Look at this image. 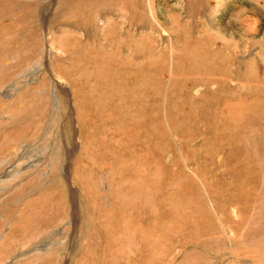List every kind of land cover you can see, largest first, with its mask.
<instances>
[{
    "label": "rangeland",
    "instance_id": "rangeland-1",
    "mask_svg": "<svg viewBox=\"0 0 264 264\" xmlns=\"http://www.w3.org/2000/svg\"><path fill=\"white\" fill-rule=\"evenodd\" d=\"M36 3L38 56L0 75V135L23 136L0 198L32 176L37 214H68L0 264H264V0H106L123 17L87 47Z\"/></svg>",
    "mask_w": 264,
    "mask_h": 264
},
{
    "label": "crops",
    "instance_id": "crops-1",
    "mask_svg": "<svg viewBox=\"0 0 264 264\" xmlns=\"http://www.w3.org/2000/svg\"><path fill=\"white\" fill-rule=\"evenodd\" d=\"M37 1L0 0V75L5 72V74L10 76L9 79L11 77L15 79V77L22 74L24 65L35 60L39 54V41L35 39L34 28L30 30L33 35L32 38H34L32 41L30 39V31L27 32L30 25L34 27L36 23ZM105 2L106 0H55L49 16L51 34H49V37L57 34L70 37L65 42L78 44L80 47H87L88 43H90V37L93 38V36H96V43H103L106 35L109 34V17H112L110 15L112 14L113 18H115L114 15L123 17L120 6L108 7ZM131 3V1L128 3L127 11L124 9L127 14L128 12L136 11V6ZM89 35L93 36L89 37ZM30 42H32L31 47L29 46ZM68 51L67 49L65 55ZM9 79L0 80V90ZM65 84L68 90L67 83ZM1 97L0 108L2 107V102H4L3 97ZM21 138L23 136L19 137L17 135L16 139L13 137L3 138L1 136L0 144L4 140V144L9 146L6 154L15 153L19 145L18 140ZM33 180L35 179L30 176L23 181H17L18 183L9 188L10 190L5 192L6 194L0 198V257L2 260L7 259L10 253L20 250L17 243L22 238L21 234L25 237L24 239H30L29 241L31 242L34 240L33 238L39 237L43 230L46 231L50 227L55 226L58 221L66 219L68 214L64 196L60 198V202L56 206L57 209L54 211H52L53 209H48V201L45 200V206L40 214H37L36 191L28 194L32 191L31 188L33 189ZM57 186L59 185L57 184ZM59 187L62 190V186L60 185ZM31 201H34L32 206L29 205L23 208ZM21 212L24 213L25 219L19 222ZM29 222H33V225L37 226L38 229L34 230L26 238L22 230L26 228Z\"/></svg>",
    "mask_w": 264,
    "mask_h": 264
},
{
    "label": "bare ground",
    "instance_id": "bare-ground-1",
    "mask_svg": "<svg viewBox=\"0 0 264 264\" xmlns=\"http://www.w3.org/2000/svg\"><path fill=\"white\" fill-rule=\"evenodd\" d=\"M39 69V67H36V70L35 71H37ZM49 69V68H48ZM58 231H60L59 229H57L55 232H54V234H56V232H58ZM49 242L48 241H46L45 243H42L39 247L40 248H42V247H45V245H47ZM38 247V246H37Z\"/></svg>",
    "mask_w": 264,
    "mask_h": 264
}]
</instances>
